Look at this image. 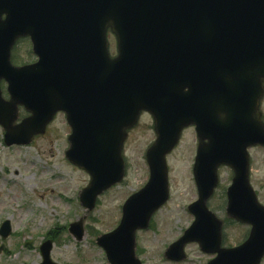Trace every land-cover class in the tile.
Instances as JSON below:
<instances>
[{"label": "water", "instance_id": "1", "mask_svg": "<svg viewBox=\"0 0 264 264\" xmlns=\"http://www.w3.org/2000/svg\"><path fill=\"white\" fill-rule=\"evenodd\" d=\"M109 31L116 36L117 58L109 55ZM23 38H31L39 61L13 67L12 49ZM231 71L241 80L240 93L229 101ZM2 81L10 94L6 101L0 90L7 146H28L59 112L66 114L72 129L66 156L92 177L80 197L89 211L125 178L128 131L142 113L151 114L157 138L147 153L150 180L124 205L117 231L97 240L108 262L141 264L136 233L149 229L170 199L166 158L183 132L197 126L199 200L189 208L196 220L166 258L184 261L185 246L197 242L204 253L218 254L209 264H261L264 207L250 184L248 149L264 147L257 115L264 97V0H0ZM196 89L221 106L210 121L202 117ZM20 107L31 116L16 124ZM224 165L235 172L226 214L252 226L248 241L228 250L221 247L224 225L207 204ZM11 231L5 222L0 235L7 239ZM70 232L81 241L83 221ZM52 248L44 243L42 264H53Z\"/></svg>", "mask_w": 264, "mask_h": 264}, {"label": "rangeland", "instance_id": "2", "mask_svg": "<svg viewBox=\"0 0 264 264\" xmlns=\"http://www.w3.org/2000/svg\"><path fill=\"white\" fill-rule=\"evenodd\" d=\"M109 35L110 54L115 57L116 38ZM14 55L19 62L17 66L36 61L28 40L17 46ZM6 87L2 86V94L8 99ZM20 115L24 118L28 114L20 110ZM140 120L123 151L125 180L101 195L91 212L81 206L79 199L91 178L71 165L65 156L71 129L63 113H59L44 136L27 147H6L4 129L0 126V227L4 222L12 225L10 238L3 239L0 235V249L3 248L0 264H42L40 248L47 239L54 245L51 252L54 264H110L106 252L97 244V237L114 231L121 221L124 203L146 186L150 176L146 151L155 142L154 122L148 114ZM181 140L167 158L171 199L155 215L151 229L137 234V257L142 264H207L215 257L204 254L195 243L186 247L184 262L165 259L168 248L194 222L188 207L198 199L193 172L198 145L195 129L188 128ZM250 159L252 187L264 205V149H253ZM219 171L220 185L208 204L226 225V191L232 184L233 171L227 167ZM79 221H83L86 231L82 241L69 232L70 225ZM249 230V226L242 224H227L224 246L237 247L247 238Z\"/></svg>", "mask_w": 264, "mask_h": 264}, {"label": "flooded vegetation", "instance_id": "3", "mask_svg": "<svg viewBox=\"0 0 264 264\" xmlns=\"http://www.w3.org/2000/svg\"><path fill=\"white\" fill-rule=\"evenodd\" d=\"M230 76L228 77L230 80L227 81V84H232L231 86L228 85V95L229 98H237L239 92H240V83L238 82L239 76H236L235 73L231 72ZM238 78V79H237ZM238 83L237 84L235 83ZM202 99H201V107L203 108L202 110V117L206 121H210L213 117H215L216 114H219L221 112L220 106L218 105V102L214 100L212 103L209 105V96L208 93L205 90H202ZM260 115H261V120L264 125V100L261 101L260 103Z\"/></svg>", "mask_w": 264, "mask_h": 264}]
</instances>
